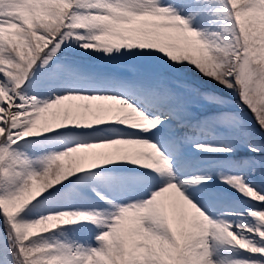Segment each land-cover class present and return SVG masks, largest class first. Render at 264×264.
Wrapping results in <instances>:
<instances>
[{
  "label": "snow or ice",
  "instance_id": "6c2138e0",
  "mask_svg": "<svg viewBox=\"0 0 264 264\" xmlns=\"http://www.w3.org/2000/svg\"><path fill=\"white\" fill-rule=\"evenodd\" d=\"M0 264H264V0H0Z\"/></svg>",
  "mask_w": 264,
  "mask_h": 264
}]
</instances>
